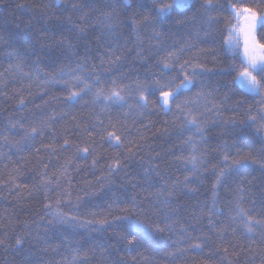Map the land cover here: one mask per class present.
<instances>
[{"label":"trees","instance_id":"obj_1","mask_svg":"<svg viewBox=\"0 0 264 264\" xmlns=\"http://www.w3.org/2000/svg\"><path fill=\"white\" fill-rule=\"evenodd\" d=\"M160 2L0 0V264H264V230L220 232L237 201L264 219V93L234 82L239 60L224 42L232 5L264 10V0H212L211 12L193 0L191 10L157 23ZM170 51L179 58L164 70ZM186 61L188 73L201 67L177 103L191 102L199 133L186 130L175 104L165 113L155 103L159 91L145 109L134 102L137 84H179ZM78 66L105 89L115 81L133 107L102 112L90 97L67 103L51 81ZM53 115L43 135L24 139ZM113 131L122 146L108 142ZM189 137L201 161L196 173ZM86 145L87 158H75ZM123 209L164 231L145 228L148 238L128 245L127 221L117 219Z\"/></svg>","mask_w":264,"mask_h":264},{"label":"snow or ice","instance_id":"obj_2","mask_svg":"<svg viewBox=\"0 0 264 264\" xmlns=\"http://www.w3.org/2000/svg\"><path fill=\"white\" fill-rule=\"evenodd\" d=\"M60 0H56V4H59ZM125 4L129 3V0H124ZM193 0H161V2L155 8V21L161 22L169 17H172L174 13L179 15L184 10H191ZM202 8L206 12L214 10L215 5L212 0H203ZM233 17L229 19L227 36L225 37V45L231 49L234 53V59L239 60L238 67L234 64L233 70L236 71L234 82L240 86L245 92L260 95L264 93V10L252 7L240 8L235 4L231 7ZM212 17L209 16V22L212 21ZM145 22L149 21L148 17L144 18ZM177 24L182 23L181 20L177 19ZM241 41L243 42L242 55L240 54ZM182 51V50H181ZM179 52H168L160 61L163 64L164 70H168L170 65L179 58ZM117 59H119L117 57ZM112 63V61H110ZM187 61L184 65H180V71L184 73L183 79L180 80L179 84H175L174 81H167L161 83L156 81L150 88L148 85L137 84L136 92L138 95L135 96V106L140 109H145L149 105L148 97L153 95L156 91H159V98L155 101L165 113L172 111V105L175 104L176 109L179 112L184 113L183 126L186 130L195 128L197 133L200 132V125L198 118L193 114L190 107L191 102L185 100L183 103H177V97L181 95L183 91L191 90L196 86V77L198 73L195 71L196 68L201 65L193 64V71L188 73L185 71ZM58 79L51 81L54 84H60L64 90L67 91L66 102L69 104L79 103L84 101L87 104L89 101L85 100V97L91 98V103L94 105H102L101 111H105L113 105L123 108L128 105L129 108L133 107L128 101L131 97L126 96L125 89L116 86V82L113 81L111 88L105 89L100 85L99 78L93 79L88 73H85L81 67L72 68L68 71H61L58 74ZM200 93L197 94V99L200 98ZM23 103V100L21 101ZM127 114V113H126ZM61 116L63 114H60ZM56 115L49 116L46 120L41 122V125L33 126L30 132L25 133L24 139H34L36 134L43 135V129L50 127L51 121L55 120ZM259 120L264 122V115H259ZM249 120L253 123L257 121V116L250 115ZM103 124V121H99ZM115 128V125H111ZM260 128H264V123L259 125ZM107 140L111 144L114 142V146L120 147L122 137L117 135L116 132H107ZM187 144H191L193 148V154L189 157L188 162L191 164V171L196 173L197 165L201 162L200 158L195 155L196 145L191 139L185 141ZM30 146V145H24ZM69 146V140L65 139L64 143L59 147L61 149ZM48 147L52 148L51 145ZM56 149L52 148L54 152ZM90 146L77 147L75 151V158L85 159L90 154ZM225 162L228 161V155L224 157ZM71 163V161H69ZM240 163L239 159H232V164ZM95 164V161H94ZM119 161L116 165L111 167H118ZM228 169H221L217 175V182L220 181L221 177L226 174ZM46 175V173H45ZM187 181V177L185 178ZM44 185H47L50 181L43 179ZM215 187V185L213 186ZM126 214L123 217H117L127 221L123 226L124 235L122 239L126 241L128 245L139 244L142 240L147 239L148 236L145 234L144 229H150L151 232H162L164 229L158 225L146 223L145 219L139 218L140 214L137 215L136 219L128 213L127 209H123ZM233 215L230 216L228 225L220 229V232L231 230L233 234L238 231L241 235L253 236L257 229L264 230V219H257L251 215L248 209L241 206L240 202L237 201L233 208ZM60 215L61 220L66 218L62 214ZM75 219V218H71ZM106 221L100 220L95 223L104 224ZM264 238V233H262ZM19 243V241H17ZM195 249H200L201 245H194ZM227 252V249H225Z\"/></svg>","mask_w":264,"mask_h":264},{"label":"rangeland","instance_id":"obj_3","mask_svg":"<svg viewBox=\"0 0 264 264\" xmlns=\"http://www.w3.org/2000/svg\"><path fill=\"white\" fill-rule=\"evenodd\" d=\"M242 51H243V42L241 41V46H240L241 55H242ZM250 94H252V93H250Z\"/></svg>","mask_w":264,"mask_h":264}]
</instances>
